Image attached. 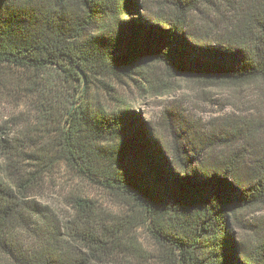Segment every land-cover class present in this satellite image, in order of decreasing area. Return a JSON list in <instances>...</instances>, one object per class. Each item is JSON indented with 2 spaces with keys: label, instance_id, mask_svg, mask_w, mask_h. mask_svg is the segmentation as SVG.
Segmentation results:
<instances>
[{
  "label": "trees",
  "instance_id": "trees-1",
  "mask_svg": "<svg viewBox=\"0 0 264 264\" xmlns=\"http://www.w3.org/2000/svg\"><path fill=\"white\" fill-rule=\"evenodd\" d=\"M147 61L264 83V0H0V264H264V243L233 233L264 203V148L230 150L240 135L221 129L151 135L124 100L87 94L147 81ZM62 169L115 209L74 187L66 210L42 202Z\"/></svg>",
  "mask_w": 264,
  "mask_h": 264
},
{
  "label": "rangeland",
  "instance_id": "rangeland-1",
  "mask_svg": "<svg viewBox=\"0 0 264 264\" xmlns=\"http://www.w3.org/2000/svg\"><path fill=\"white\" fill-rule=\"evenodd\" d=\"M143 3H156V0H139ZM225 16V15H224ZM210 17L218 24L225 17L211 12ZM222 29V27H220ZM132 77L138 78L131 74ZM146 78L133 81L127 76L107 80L111 88L105 91L96 81L89 84L87 94L91 98L115 107L124 100L127 108L139 114L149 133L152 130L163 138L170 130H195L198 134H210L221 129L220 133L233 132L239 139L230 150L244 146L249 153L264 148V83L251 80L240 84H228L202 80L197 74H181L165 69L160 62L147 61ZM225 150L217 148L216 152ZM247 156V155H246ZM253 163L252 158L247 156ZM55 173L42 193V202L66 210L62 195L74 187L86 192L102 205L112 206L100 189L84 180L72 178L66 170ZM233 233L248 244L264 243V203L245 207L233 219ZM142 244L149 248L150 240L143 227L136 230Z\"/></svg>",
  "mask_w": 264,
  "mask_h": 264
},
{
  "label": "water",
  "instance_id": "water-1",
  "mask_svg": "<svg viewBox=\"0 0 264 264\" xmlns=\"http://www.w3.org/2000/svg\"><path fill=\"white\" fill-rule=\"evenodd\" d=\"M82 78H83V86H84V84H85V77H84V75H82Z\"/></svg>",
  "mask_w": 264,
  "mask_h": 264
}]
</instances>
